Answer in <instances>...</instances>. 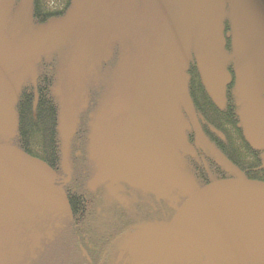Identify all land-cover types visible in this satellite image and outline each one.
I'll use <instances>...</instances> for the list:
<instances>
[{"label": "rangeland", "instance_id": "obj_1", "mask_svg": "<svg viewBox=\"0 0 264 264\" xmlns=\"http://www.w3.org/2000/svg\"><path fill=\"white\" fill-rule=\"evenodd\" d=\"M32 5L0 0V264H19L47 247L70 217L55 173L13 144L19 93L36 81L43 59L58 63L63 154L70 155L90 88L108 84L91 122L95 181L123 204L139 193L164 211L125 234L121 255L140 263L264 264V184L246 179L205 136L185 72L195 58L222 103L224 83L231 81L227 68H233L242 122L264 147V0H74L66 15L46 24L34 22ZM226 18L239 34L240 23L256 28L236 58L221 47ZM115 103L130 110L114 116ZM196 146L234 177L200 187L186 160L197 155Z\"/></svg>", "mask_w": 264, "mask_h": 264}, {"label": "trees", "instance_id": "obj_2", "mask_svg": "<svg viewBox=\"0 0 264 264\" xmlns=\"http://www.w3.org/2000/svg\"><path fill=\"white\" fill-rule=\"evenodd\" d=\"M74 0H33L32 15L36 24H46L54 18L67 14ZM241 2H239V5ZM241 7L244 6L241 4ZM242 24V23H240ZM236 25L226 18L221 22V47L228 57L241 56L240 50L248 47L247 34H255L254 22ZM255 28V29H254ZM250 47V46H249ZM204 66L192 59L186 67L187 94L198 115L203 133L231 161L242 175L254 183L264 184V147L256 145L249 137L242 122L237 103L236 71L230 70V82L224 83V101L212 93L205 77ZM57 62L43 59L38 65L35 82L26 83L16 104L18 125L13 144L24 154L46 163L55 173L56 181L67 177L71 180L64 188L69 205L70 217L63 232L49 239L47 247L29 253L19 264H164L149 261L140 263L129 254L121 255L119 242L130 230L134 233L150 219H161L164 211L157 210L151 217L139 215L136 207L126 212L109 207V196L104 185L97 184L94 166L90 159L92 115L99 110V99L105 87L94 86L89 90L88 100L78 113L76 127L71 140V152L63 154L60 133L61 107L55 95L57 82ZM107 65L101 73L108 72ZM103 84V83H101ZM112 111V110H111ZM195 147L193 137H189ZM197 155H188L186 160L197 184L204 187L216 181L229 180L234 175L215 158L196 146ZM106 194V195H105ZM94 197V201L91 200ZM145 203V202H144ZM144 205V204H143ZM139 209L145 206L139 205ZM147 209V208H145ZM132 259V260H129ZM167 264H209L185 261L166 262ZM254 264V263H243Z\"/></svg>", "mask_w": 264, "mask_h": 264}, {"label": "flooded vegetation", "instance_id": "obj_3", "mask_svg": "<svg viewBox=\"0 0 264 264\" xmlns=\"http://www.w3.org/2000/svg\"><path fill=\"white\" fill-rule=\"evenodd\" d=\"M67 178H68V175H67L66 178H64V177L60 178L58 183H60L61 185H67L70 181L67 184H63L62 183L63 180H66ZM70 180H71V178H70ZM107 197H108V199H107L108 206L117 208L119 210V212H122V211L126 212V211H128V209L131 210V208H133V207H136V212H138L139 215H147L150 212L157 211L156 208H155V201L153 203V206L150 205V202H152L153 198H154L152 196H143V195H141L139 193L137 195H130V196L127 195V199L128 200L130 199V203L127 204V205L123 204V202L121 200L113 199V194H111V195H109ZM91 200L94 201V197L93 198L91 197ZM139 205L145 206V208H147V209H145V208L143 210L139 209V207H138ZM149 209H150V212H148ZM144 210L147 212V214H143V213H145ZM150 215H151V217H154V212L151 213Z\"/></svg>", "mask_w": 264, "mask_h": 264}, {"label": "water", "instance_id": "obj_4", "mask_svg": "<svg viewBox=\"0 0 264 264\" xmlns=\"http://www.w3.org/2000/svg\"><path fill=\"white\" fill-rule=\"evenodd\" d=\"M111 110H112V113L114 116H118L119 114H122L126 111H129L130 107L126 104L115 103L112 105ZM67 175H68V178L66 180H63V182H62L63 184H67L70 181L71 175H70L69 169H67ZM161 228L164 229L165 231H168V232H173V233H176V234L181 235V236L190 237L191 239H195L197 237V234L194 233L193 231H185L182 229H178V228L171 227V226H165V225L162 226Z\"/></svg>", "mask_w": 264, "mask_h": 264}]
</instances>
